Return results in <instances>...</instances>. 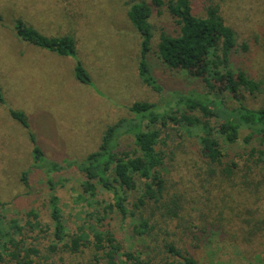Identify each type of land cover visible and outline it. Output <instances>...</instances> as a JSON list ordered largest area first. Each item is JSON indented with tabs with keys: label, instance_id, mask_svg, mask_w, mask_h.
Listing matches in <instances>:
<instances>
[{
	"label": "trees",
	"instance_id": "1",
	"mask_svg": "<svg viewBox=\"0 0 264 264\" xmlns=\"http://www.w3.org/2000/svg\"><path fill=\"white\" fill-rule=\"evenodd\" d=\"M153 6H165L178 25L175 34L161 31L155 47L149 21ZM127 17L141 37L139 83L167 100L164 104L144 100L131 103L127 107L129 116L107 125L97 148L81 161L51 160L35 134L29 133L33 167L20 173V181L24 188L31 189L30 174L34 169L41 170L48 190L47 222L34 208L25 217L7 216V203L0 200V264H202L194 252L201 248L202 239L205 244V237L211 242L224 232L221 239L231 241L226 225L232 220L223 223L222 218L225 208L220 203L224 200L211 196L210 189L205 188L207 212L196 218L193 214L186 219L181 216L179 195L167 197L168 145L162 134L171 127L180 139L195 137L198 158L208 171L207 183L215 190H223L224 183L235 185L238 162L227 159L231 146L243 142L250 149L246 153L250 158L256 154L251 162L264 164V104L252 107L247 103V95L258 101L264 96V74L254 78L244 68L234 67L235 54L247 46L240 47L236 31L225 22L218 4H206L203 14H197L193 0L140 1L131 4ZM14 30L22 41L58 56L76 53V40L71 35L45 36L21 20ZM159 67L200 80L203 90H167L154 74ZM73 73L76 80L90 82L80 61L74 64ZM227 96L231 102L226 103ZM2 100L0 95V103ZM9 114L28 126L23 111L11 110ZM123 140H127L125 145ZM181 145V141L177 143ZM170 154L175 161L176 155L172 151ZM72 167L83 177L75 201L86 207L80 223L71 229L63 217L57 190V185L63 184L55 176ZM218 181L221 183L216 186ZM193 190L197 188L193 186ZM182 220L187 224L184 229ZM244 222L240 221L243 227H239L246 242L254 236L255 226ZM169 223L177 226L175 235L180 239L191 236L187 241L190 244L180 241L181 247H176L165 243L169 255L155 258L150 255L154 240ZM43 238L49 241L42 248Z\"/></svg>",
	"mask_w": 264,
	"mask_h": 264
},
{
	"label": "rangeland",
	"instance_id": "2",
	"mask_svg": "<svg viewBox=\"0 0 264 264\" xmlns=\"http://www.w3.org/2000/svg\"><path fill=\"white\" fill-rule=\"evenodd\" d=\"M149 0H0V200L7 203V216L21 218L34 208L47 222L45 203L48 190L39 169L29 176L31 189L20 181V173L32 166L29 133L36 136L39 146L51 159L65 158L81 161L95 150L105 127L129 116L127 107L137 100L164 104L167 100L139 82L137 62L141 37L127 17L131 4ZM166 1V0H164ZM195 12L203 14L209 3L218 4L225 22L237 33V42L247 49H239L233 65L247 70L254 78L264 74V0H193ZM21 20L45 36L71 35L76 40L74 56H58L19 39L14 27ZM153 27V47L161 31L175 34L178 25L165 6L154 7L149 19ZM80 61L90 76L89 83L75 79L73 66ZM154 74L168 89L203 90L200 80L177 71L155 68ZM226 103L231 102L226 97ZM249 106L264 104V96L256 100L247 95ZM23 111L28 118L24 127L9 114ZM162 136L166 149L167 197L174 194L181 199V216L201 217L206 189L211 196L222 198V218L227 223L231 241H224L226 233L208 242L200 241L195 250L202 264H249L264 262V164L257 165L256 154L250 158L249 147L238 143L229 148L235 159V185L224 183L223 190L208 184L206 164L198 158L196 138L180 139L170 128ZM181 141L182 145L177 146ZM129 142V140H128ZM127 140H123L125 145ZM172 151L176 157L170 154ZM192 159V160H191ZM226 159V160H227ZM195 160L197 163H195ZM61 196L63 217L71 229L80 223L85 205L76 203L82 175L74 167L55 176ZM221 182H217L218 186ZM193 186L197 188L193 190ZM101 197V195H99ZM105 197H108L105 195ZM218 210V209H216ZM159 217V214H157ZM240 221L254 228V236L241 238ZM244 222V223H245ZM184 223V220H182ZM197 223V222H194ZM243 227V225H241ZM187 227V224L183 226ZM222 228V227H221ZM177 226H163L154 240L151 256L165 257L163 245L181 242L190 244L191 236L180 239ZM183 232V231H182ZM238 232V235H235ZM32 238L33 234L28 233ZM35 238V237H34ZM49 239L43 238V248ZM181 241V242H180ZM185 246V245H184ZM183 246V247H184ZM158 253V254H156ZM169 255V254H168Z\"/></svg>",
	"mask_w": 264,
	"mask_h": 264
}]
</instances>
